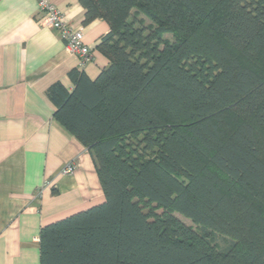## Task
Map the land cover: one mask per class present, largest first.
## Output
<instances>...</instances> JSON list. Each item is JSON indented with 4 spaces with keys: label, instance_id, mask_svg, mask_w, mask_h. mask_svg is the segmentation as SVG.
<instances>
[{
    "label": "trees",
    "instance_id": "1",
    "mask_svg": "<svg viewBox=\"0 0 264 264\" xmlns=\"http://www.w3.org/2000/svg\"><path fill=\"white\" fill-rule=\"evenodd\" d=\"M80 4L108 66L46 95L103 201L42 226L40 264H264V0Z\"/></svg>",
    "mask_w": 264,
    "mask_h": 264
},
{
    "label": "crops",
    "instance_id": "2",
    "mask_svg": "<svg viewBox=\"0 0 264 264\" xmlns=\"http://www.w3.org/2000/svg\"><path fill=\"white\" fill-rule=\"evenodd\" d=\"M52 1L92 52L82 69L58 32L40 25L36 0H0V264H40L42 226L103 201L91 153L54 118L46 93L56 83L71 91L73 70L97 78L109 27L85 24L80 0Z\"/></svg>",
    "mask_w": 264,
    "mask_h": 264
},
{
    "label": "built area",
    "instance_id": "3",
    "mask_svg": "<svg viewBox=\"0 0 264 264\" xmlns=\"http://www.w3.org/2000/svg\"><path fill=\"white\" fill-rule=\"evenodd\" d=\"M36 4L42 16L40 25L58 32L60 39L64 42V51L78 58L80 69L89 64L92 61V52L83 41L82 31L66 25L62 13L52 0H36ZM73 169V166L67 165L62 169V173L69 174Z\"/></svg>",
    "mask_w": 264,
    "mask_h": 264
},
{
    "label": "rangeland",
    "instance_id": "4",
    "mask_svg": "<svg viewBox=\"0 0 264 264\" xmlns=\"http://www.w3.org/2000/svg\"><path fill=\"white\" fill-rule=\"evenodd\" d=\"M165 39L171 40L172 41V37L170 35H164ZM176 217L185 225L187 226H191L194 227V225L187 219L183 218L182 216L176 215ZM228 239L221 236V235H216V244L219 248L224 249L226 247V245L228 244Z\"/></svg>",
    "mask_w": 264,
    "mask_h": 264
}]
</instances>
